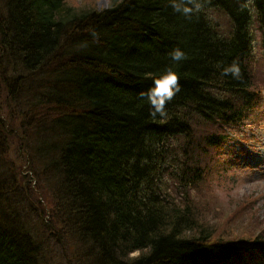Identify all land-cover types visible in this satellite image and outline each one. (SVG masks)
Instances as JSON below:
<instances>
[{"label":"trees","instance_id":"1","mask_svg":"<svg viewBox=\"0 0 264 264\" xmlns=\"http://www.w3.org/2000/svg\"><path fill=\"white\" fill-rule=\"evenodd\" d=\"M170 2L97 10L0 0V264H61L55 231L87 264L264 258V229L218 235L192 201L211 193L224 129L259 106L252 67L258 32L264 55V0H195L199 10L184 0L187 16ZM176 47L179 63L168 56ZM233 63L238 77L223 76ZM168 68L181 91L153 118L140 93ZM209 123L216 130L204 135ZM73 254L63 253L66 264Z\"/></svg>","mask_w":264,"mask_h":264},{"label":"rangeland","instance_id":"2","mask_svg":"<svg viewBox=\"0 0 264 264\" xmlns=\"http://www.w3.org/2000/svg\"><path fill=\"white\" fill-rule=\"evenodd\" d=\"M67 1L80 8L96 6L97 10H103L110 4V0ZM221 21L225 24L224 19ZM256 36L252 71L254 89L260 93L259 106L247 115L244 121L235 126V132H232V135L229 130L224 129V133L229 134L230 138L221 145L217 152L218 156L214 153L215 165L219 166V173L222 171L224 175L211 176L209 187L206 189L208 193L211 191L210 195L195 197L193 194L192 197V201L204 210L208 219L218 226L220 232L218 235L221 236L248 237L261 234L264 229V55L260 32L256 33ZM5 98L3 97L2 101H6L8 97ZM9 113V107L3 109V115ZM11 120L9 118L10 122ZM215 130L209 123L206 124V131L203 133L208 135ZM16 144L17 140L12 141L13 147ZM13 156L16 157V154L14 153ZM41 192L49 196L45 188H39L38 193ZM43 200L46 202L45 197L41 202ZM54 220L51 217L50 223L54 224ZM55 226L57 227V223ZM54 233L55 235L50 236L52 242L49 247L58 254V259L53 252L52 257H55L53 260L57 259L62 261L61 264H66V260L62 257L63 253L67 258L73 253L71 255L68 253L67 246L62 248L56 244L55 237L58 236V232ZM73 255L76 257H72L71 264H87L82 254L74 253ZM258 264H264V259L259 260Z\"/></svg>","mask_w":264,"mask_h":264},{"label":"clouds","instance_id":"3","mask_svg":"<svg viewBox=\"0 0 264 264\" xmlns=\"http://www.w3.org/2000/svg\"><path fill=\"white\" fill-rule=\"evenodd\" d=\"M189 4H195V8L199 10L200 5L195 3V0H187ZM170 6L177 13H182L187 16L193 9L184 5V0H171ZM170 60L173 63H179L186 59L185 53L178 47L173 48L168 53ZM239 67L233 63L232 65L223 68L221 74L223 76L232 75L234 78L239 75ZM179 75L172 70L166 69L163 75L153 80V87L146 92L140 93L141 99H146L150 106V115L153 118L159 116L166 117V105L174 99L176 94L181 91Z\"/></svg>","mask_w":264,"mask_h":264}]
</instances>
